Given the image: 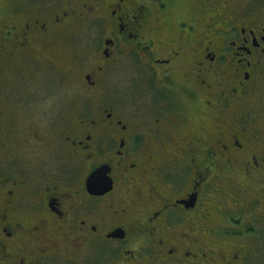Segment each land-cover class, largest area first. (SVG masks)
Listing matches in <instances>:
<instances>
[{
    "label": "flooded vegetation",
    "instance_id": "obj_1",
    "mask_svg": "<svg viewBox=\"0 0 264 264\" xmlns=\"http://www.w3.org/2000/svg\"><path fill=\"white\" fill-rule=\"evenodd\" d=\"M260 2H0V264H264ZM77 35L89 39L76 45ZM136 61L146 66L150 94L138 109L119 107L115 86L113 98L78 105L77 113L91 112L87 121L41 113L39 92L57 93L54 73L69 85L79 67L96 91ZM42 118L59 133L56 159H38L36 181L22 166L30 161L9 154L23 139L41 138ZM163 135L196 146L180 158L191 177L167 197L158 187L169 169L159 170L178 156L150 153L151 140L169 142ZM143 140L146 150L137 151ZM212 183L216 206L204 210ZM215 213L230 221L222 234L211 228Z\"/></svg>",
    "mask_w": 264,
    "mask_h": 264
},
{
    "label": "rangeland",
    "instance_id": "obj_2",
    "mask_svg": "<svg viewBox=\"0 0 264 264\" xmlns=\"http://www.w3.org/2000/svg\"><path fill=\"white\" fill-rule=\"evenodd\" d=\"M2 0H0L1 2ZM264 6V0H261L259 3V7L262 8ZM0 9V13H1ZM89 38L84 35H77L76 38V45H79L81 42L86 43ZM124 65L123 68L127 67V65ZM142 65V62H141ZM138 61L133 62L132 67L130 68L131 71H127L129 68H125L126 73L122 75L120 78H112L110 76L111 81L107 83V87L105 89L99 88L96 91L91 86H86L84 80L82 79V76L80 74V68L75 67L72 71L71 75L75 77V79L72 81V84H64L66 78L59 74V72L54 73L53 75L56 78L55 87L57 90V93L54 95H47L44 93V90L39 92L40 97V111L43 115L47 116L48 118H56L57 122H61L62 120H69L70 117L72 119H78V120H84L87 121V117L90 116L91 112H87V109L83 110L84 113H77L78 105L83 103L86 99L93 98L96 95L98 96H107L105 93L109 94L110 98H113L114 96V88L115 86L119 88V90L123 93L120 95V100L117 104L119 107H132L137 108L138 104L142 105L143 100H147V98L150 96L147 89L148 82V75L147 73H144L146 70V66H141ZM135 70V72H134ZM75 71V72H74ZM28 79L27 77H25ZM144 87L146 88L144 92ZM161 99V98H160ZM138 103V104H137ZM138 109V108H137ZM47 118H42V120H38L37 122L44 128V131L40 134L41 138L37 139H23L17 147L14 145V149L12 150L13 153H10L9 156H15L18 157L21 162H28L23 167H26L29 169V172L31 174L32 180L42 181V174L39 172V168L42 163L38 160L39 158H52L56 159L53 149L55 145V141L57 139V134L59 133V130L57 129L55 136H53V133L51 131L50 124H47V120H44ZM61 120V121H60ZM164 138L162 141H169L167 143H162L159 141L158 143L155 140L150 141V145H152V148L150 149L151 154H158L162 150L167 149V152L164 153L166 157H171L173 155H177L178 157L172 158L173 162H166L164 163V167L159 170L166 173V170L169 169V179L170 181H161V186L158 187V190L163 193L165 197L172 195V194H178L177 191L178 187L185 186L184 182H186L187 177H191V175L188 174V163L187 161L181 162L183 156L191 155L192 153H195L196 146L194 144H190L192 142V139L186 138L181 139L182 137H176L171 138L167 135H163ZM150 139V137H149ZM171 139V140H169ZM9 146L12 145L11 142H8ZM148 145V140H143L139 143L138 150L142 152V149L144 148L146 150V146ZM184 145H189L191 153H184ZM171 146H174L171 148ZM173 149V151H172ZM172 151V152H171ZM148 153V152H147ZM3 155V154H2ZM150 155V154H149ZM62 158V157H61ZM63 159V158H62ZM0 168L4 170V163L2 160V157H0ZM58 170H59V166ZM46 169L49 170V166H46ZM157 171V170H156ZM177 182V183H176ZM177 184V185H175ZM225 188V187H224ZM142 191L145 193H149L148 187L142 188ZM207 195L203 196L204 198L201 200L203 203L202 207L205 210V208H213L216 206V203L213 200V196L215 194H218L219 191L214 183L210 185L209 190H207ZM171 192V194H169ZM152 205H155L153 202H151ZM227 209H230L228 207ZM233 209V208H232ZM244 211L242 209H239L237 213H243ZM231 213V212H230ZM223 213H221L222 216ZM221 216L218 214H214L210 225L213 230L217 229V234H222L224 229L228 228V224L230 221L224 219L221 220ZM246 215H243L244 224L246 225L247 220ZM232 223V222H231ZM233 227L235 226L234 223ZM264 229V225H263ZM220 236H218L219 238ZM225 246H218L220 247H226ZM264 248V245L262 246ZM257 255H253L252 259L257 258ZM83 260L80 258H76L74 260H66L64 258H56V260H51L50 264H77L82 262Z\"/></svg>",
    "mask_w": 264,
    "mask_h": 264
},
{
    "label": "water",
    "instance_id": "obj_3",
    "mask_svg": "<svg viewBox=\"0 0 264 264\" xmlns=\"http://www.w3.org/2000/svg\"><path fill=\"white\" fill-rule=\"evenodd\" d=\"M98 177V171L94 172L91 177H90V182H94L95 180H97Z\"/></svg>",
    "mask_w": 264,
    "mask_h": 264
}]
</instances>
